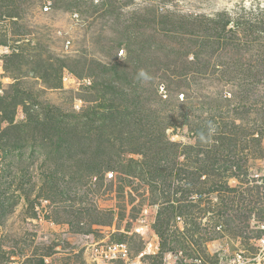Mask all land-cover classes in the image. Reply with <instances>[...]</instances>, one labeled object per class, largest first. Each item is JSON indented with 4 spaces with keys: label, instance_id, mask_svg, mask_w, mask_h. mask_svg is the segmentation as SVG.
<instances>
[{
    "label": "rangeland",
    "instance_id": "rangeland-1",
    "mask_svg": "<svg viewBox=\"0 0 264 264\" xmlns=\"http://www.w3.org/2000/svg\"><path fill=\"white\" fill-rule=\"evenodd\" d=\"M13 53L21 57L9 59L6 69ZM187 61H197L193 67L202 72H190L179 87L174 71ZM141 69L150 79L138 77ZM47 70L50 76L40 78ZM116 76L124 82L117 85L136 90L140 98L133 100L169 126L166 136L180 145L178 167L188 154L191 169L202 165L196 155L205 156L218 139L236 144L220 149V162L202 175L199 192L171 196L176 207L190 206L176 211L164 252L145 263L217 264L238 250L254 254L262 232L252 228L253 219L264 222V0H0V97L15 98L9 108L16 107L15 123L27 121L25 107L62 127L88 122L91 112L104 111L99 83L113 84ZM8 126L2 123L0 135ZM21 132L20 139L7 135L19 146L8 153L0 138V264H90L87 247L100 238L127 242L137 256L147 243L135 232L141 222L161 246L155 224L166 202L162 182L155 188L136 164L139 173L124 180L116 169L90 178L54 153L40 132ZM121 151L123 164L144 161ZM169 180L172 193L185 183Z\"/></svg>",
    "mask_w": 264,
    "mask_h": 264
},
{
    "label": "trees",
    "instance_id": "trees-1",
    "mask_svg": "<svg viewBox=\"0 0 264 264\" xmlns=\"http://www.w3.org/2000/svg\"><path fill=\"white\" fill-rule=\"evenodd\" d=\"M134 53L135 49L129 45V57H134ZM6 57L7 60L5 61H7V63H5V66L6 69H8V60L13 58L18 60L21 55L13 53L12 56ZM198 57L199 55H197V58ZM195 64H197V61H187L186 66H182L183 68L179 67L178 70L176 69L174 71L176 78H180L178 79V83H180L178 85L179 87L182 85V82L186 81L190 72H194L195 74L202 72L198 67H193ZM62 66H66L65 64L63 65V61ZM99 68L104 73H108L107 67L99 64ZM114 70L117 71L115 68ZM123 74H126V72ZM77 75L82 76L79 73H77ZM126 75L131 76L132 74ZM46 76H50L48 70L44 71L40 75V78H45ZM127 78L130 77L127 76L125 78H120V80H126ZM111 81L113 84L100 82V88H95L97 90V97L99 99L102 98L101 102H104V111L98 113V111L95 110L91 112L90 116L94 119L89 117L88 122H81L79 125H70L67 127L58 126V123H54L57 120L54 121L50 119L53 121L52 123H49L50 120H40L33 114L29 107H25L24 109V112L27 115V121L23 124L15 123L16 107L11 111L9 109L12 108L15 98L12 102H8L9 100L6 102L3 97H0V102L3 104L0 107V126L4 122L9 123L8 128L1 131L0 138L4 139L6 143L2 145L4 146L2 149L6 153H8V151H13L14 149L18 150L19 146L14 145L9 141L7 138L11 137H7V135L14 134L13 137L16 136V138L20 139L22 138V127H30L34 134L40 132L43 136L42 139L44 138L51 141V144L54 145V153H58L61 157H66V161H71L74 165L76 164L79 166V172L86 174V176H89L90 178L97 176L102 177L107 170L116 169L120 178L124 180V177L133 176L139 173L134 168L135 164L143 167L145 171H147L146 173L150 175V183L156 182L155 188L159 185V181L168 188L162 193L166 202L161 205V211L158 213L159 215L155 224L156 232L161 239V249L159 254H162L167 240V238H165V231L169 228L171 220L176 218V211H180L182 214L184 213L183 209L190 206L189 204H186L185 206L176 207L175 202L179 201H171V196L173 194L176 195L179 190L183 191V198H186V195L191 192H199L198 190H194L197 188L202 175L207 174L211 167H215L216 164L220 162V157L222 156V151L220 149H222L224 145L227 146L226 149H230L231 147H235L236 144H233L234 140L230 138L218 139L216 141L218 142V145H212L210 151H207L205 156L200 157L199 153L196 155V160L194 162L196 164L199 162L202 165L191 169L190 162L187 161L189 158L188 154L185 157L186 162L184 163V166L178 167L177 156L180 145L179 143L171 141L166 136V129L169 126L166 127L161 121H158L159 115H156L157 112H154L150 107L147 108L142 105L140 106L139 102L133 100L140 98L136 95V90H132V92L125 91V88L123 89L120 87L124 82L118 83L119 79L117 76ZM129 82L130 81H128L127 84ZM130 96L132 99H129ZM133 104L135 109L130 112V105ZM18 105H22V102H18L17 106ZM96 119L99 120V124L97 125L94 124ZM156 120L159 127H154L156 126L154 125L156 124ZM160 124L162 126H160ZM78 127L88 128L80 129ZM94 127H96L97 131L94 130ZM233 127L240 126L233 123ZM106 133H110V136L108 137ZM116 140H119V143L122 144L129 143V145L125 148L122 147V145L117 146ZM220 140H222V142L219 143ZM186 149L187 152L190 153L194 151V147H186ZM121 150L128 154L140 155L144 158V161L140 162L130 159L127 161L128 163L123 164L122 161H120ZM262 155L264 158V150L262 151ZM114 161L115 164H113ZM236 166L238 169H241V165L238 163ZM143 173L145 172L143 171ZM174 176L185 180V183L182 187L181 185L177 186L174 193H172L174 182L169 183V178H173ZM53 183L54 182L51 181L50 185H53ZM227 189L229 188L227 187ZM64 195L67 196L65 192ZM179 208L181 209L178 210ZM106 224L107 223L103 222L101 228Z\"/></svg>",
    "mask_w": 264,
    "mask_h": 264
},
{
    "label": "built area",
    "instance_id": "built-area-1",
    "mask_svg": "<svg viewBox=\"0 0 264 264\" xmlns=\"http://www.w3.org/2000/svg\"><path fill=\"white\" fill-rule=\"evenodd\" d=\"M50 7H46L48 11ZM122 51L121 54H123ZM112 176V175H110ZM182 218L177 217L180 221ZM140 228H136L135 232L147 238L145 248L137 256L133 255L130 244L127 242H112L104 240H95L87 247V258L90 264H146L145 261L149 256H156L160 253V243L158 236L150 229L146 222H141ZM252 228L260 230L262 235L255 239L256 252L247 254L244 250H238L228 257L221 256L217 264H264V222H256L253 219ZM168 262L165 260V263ZM201 263V260H196ZM16 264V263H12ZM175 264V262L173 263ZM176 264H196L188 260Z\"/></svg>",
    "mask_w": 264,
    "mask_h": 264
},
{
    "label": "clouds",
    "instance_id": "clouds-1",
    "mask_svg": "<svg viewBox=\"0 0 264 264\" xmlns=\"http://www.w3.org/2000/svg\"><path fill=\"white\" fill-rule=\"evenodd\" d=\"M138 77H139V78H142V79H144V80H148V79H150V77L148 76V74H147L143 69H141V70L139 71V73H138ZM212 131H214V129H210V134H211ZM200 139H201L202 142H205V141L207 140V138H206L203 134H201Z\"/></svg>",
    "mask_w": 264,
    "mask_h": 264
},
{
    "label": "crops",
    "instance_id": "crops-1",
    "mask_svg": "<svg viewBox=\"0 0 264 264\" xmlns=\"http://www.w3.org/2000/svg\"><path fill=\"white\" fill-rule=\"evenodd\" d=\"M97 239H98V238H97ZM100 239H101V238H100ZM100 239H98V240H100ZM104 239H106V238H104ZM104 239H101V240H104ZM158 239H159V238H158ZM160 249H161V247H160ZM216 252L220 253V249H219V250H218V249H215V253H216ZM165 255H166V254H165ZM158 256H159V255H156V256H149L148 258H154V259H157ZM166 256H167V255H166ZM159 257H160V256H159ZM164 260H167L166 257H164ZM167 261H168V260H167ZM182 262H183V261H182ZM182 262H181V263H182ZM169 263H170V261H169ZM171 263H172V262H171ZM171 263H170V264H171Z\"/></svg>",
    "mask_w": 264,
    "mask_h": 264
}]
</instances>
